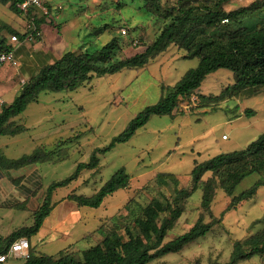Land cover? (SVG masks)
<instances>
[{
    "label": "rangeland",
    "instance_id": "1",
    "mask_svg": "<svg viewBox=\"0 0 264 264\" xmlns=\"http://www.w3.org/2000/svg\"><path fill=\"white\" fill-rule=\"evenodd\" d=\"M55 1L61 6L56 22L62 25L68 22L65 25L69 37H72L71 23L81 22V36L67 51H75L83 44L90 50H97L113 37H120L124 53L132 56L135 49L142 50L153 42L163 27V20L144 9L143 0H100L101 5H95L93 0ZM254 1L232 0L225 9L236 10ZM162 2L165 6L169 4L167 0ZM77 15L81 16L77 19ZM22 18L25 20L23 14L0 3V30L5 35H11L5 28L14 25L22 31L19 26ZM108 24L111 29L96 32ZM122 29L128 30V35H122ZM135 41L139 42L138 47L133 46ZM184 53L171 46L145 68L94 78L90 84L73 92H45L40 95L39 102L31 103L18 121L27 128L23 137L32 138L56 154L55 163L37 166L41 182L31 204L38 208L50 184L72 175L79 163L89 161L95 149L110 145L141 111L158 103L163 95L162 86L175 85L189 70L196 68L199 59L183 58ZM232 83V72L220 69L208 76L201 90L204 94H219ZM247 109L255 114L247 115ZM263 132L264 92L253 97L247 94L228 97L216 106L192 114L152 116L129 141L116 142L101 157L98 170H85L78 180L55 191V201L60 204L31 238V244L36 251L51 256L67 251L75 252L79 258L80 251L101 242L115 225H122L120 217L127 214L125 206L131 200L147 205L161 191L173 196V181H167V186L160 188L158 173L172 174L181 187H187L195 161L203 162L221 153L243 150ZM23 151L31 154V146ZM121 168L131 176L129 188L107 197L99 208L79 207L68 199L73 193L94 195ZM210 176L207 174L205 179ZM259 178L258 174L244 178L234 195L249 189ZM28 185L33 187L32 182ZM215 196L212 214L221 217L223 224L181 252L168 254L150 264L226 263L235 241L245 240L264 227V186L255 197L231 211H226L230 196L220 188ZM201 200L202 190L199 189L187 201L185 213L168 233L167 241L187 232L196 223L203 214ZM31 213L21 206H6L0 199V238L10 230L32 226ZM204 216L206 222L211 221L208 214ZM23 262L10 256L3 264ZM239 264H264V256Z\"/></svg>",
    "mask_w": 264,
    "mask_h": 264
},
{
    "label": "trees",
    "instance_id": "2",
    "mask_svg": "<svg viewBox=\"0 0 264 264\" xmlns=\"http://www.w3.org/2000/svg\"><path fill=\"white\" fill-rule=\"evenodd\" d=\"M21 1L0 0V3L10 4L13 12L22 14L17 8ZM143 1L146 11L163 20V27L153 42L132 56L124 53L120 37H113L97 50L81 47L66 52L53 65L43 68L38 75L25 82L13 103L2 108L0 136L14 137L27 131L25 125L16 119L31 103L39 102L42 93L73 92L90 84L94 78L115 75L127 69L145 68L171 46L183 50V58H198L197 67L189 70L175 85L162 86L163 95L158 103L141 111L110 145L95 149L89 161L79 163L72 175L50 184L43 201L33 213V225L18 228L8 237L0 238V256L7 254L20 239L26 238L31 242L58 204L53 198L55 191L78 180L85 170H98L101 157L116 142L129 141L152 116L192 114L199 109L216 106L228 97L240 94L253 97L264 92V0H256L232 11L225 9L232 0H167L169 4L166 6L162 0ZM44 20L45 17H38L36 26L39 28ZM111 28L108 24L96 32ZM5 29L11 36L16 35L20 39L25 36L10 27ZM138 45L139 42L135 41L133 46ZM2 51H11V48L0 30ZM220 69L232 72L233 83L219 94H204L202 84ZM193 97L197 99L195 103ZM246 114L254 115L255 112L247 109ZM55 157V152L48 151L44 145L19 159H9L0 151V169L5 172L20 171L33 165L55 163ZM207 174L211 176L205 179ZM252 174L259 175L257 182L234 195L237 186ZM156 178L160 188L166 187L167 181H173V196L161 191L147 205L131 200L125 206L127 214L120 217L122 225H115L101 242L80 251L79 258L75 252L62 251L56 257L41 253L30 243V256L23 260V264H150L168 254L181 252L223 224L221 217L212 214V203L218 188L231 197L226 209L231 211L255 197L260 187L264 186V132L243 150L221 153L203 162L195 161L187 187H181L169 173H158ZM130 182V174L121 168L94 195L73 193L68 199L79 207L99 208L107 197L128 189ZM13 183L17 185L20 180L14 179ZM199 189L202 190L203 214L187 232L167 241L168 233L185 213L187 201ZM205 213L210 216V222L205 221ZM256 256H264V227L245 240L235 241L228 262L210 264H239Z\"/></svg>",
    "mask_w": 264,
    "mask_h": 264
},
{
    "label": "crops",
    "instance_id": "3",
    "mask_svg": "<svg viewBox=\"0 0 264 264\" xmlns=\"http://www.w3.org/2000/svg\"><path fill=\"white\" fill-rule=\"evenodd\" d=\"M93 2L95 5H101L100 0H93ZM6 6H9L10 8V4H7ZM48 7L50 10V17L45 19L39 25L41 35L35 41L30 42L25 41L24 39L27 34L26 18L25 20L22 18L23 21L19 24V26L22 27V31L16 29V25L11 28L20 34L25 35L24 38L20 39L18 37L19 42H12V36L5 35L7 44L14 53L18 65L12 66L10 64H5L0 66V113L4 106H9L13 103L16 96L19 95L21 87L25 82L38 75L43 68L53 65L55 61L68 52L67 50L70 45L76 42V40H78L81 36V22L71 23L72 28H70L72 29V37H69V32L67 31L68 28L66 27L67 25H65L68 24V22L64 25L56 22V20L60 18L59 11L61 10V6L57 5L55 0H48ZM78 16L81 15H77V19ZM84 25L86 26V24H83V26ZM81 47L87 46L86 44H83L79 48ZM138 51L139 48L135 49L134 52ZM17 120L19 121L20 117L17 118L16 121ZM23 134L14 137L0 136V151H2L9 159H19L24 155H28L27 152L23 151V149L28 146H31L32 152L37 147L41 146L40 144L34 142L32 138H30L32 139L31 141L28 137H23ZM37 166L38 165H33L23 168L20 171L10 172H5L0 169V199L5 201L6 206H21L23 208H27L32 212L31 215L33 216L37 207L35 204H31V202L35 198L34 194L36 190L39 189V182H41ZM30 172L31 175H28ZM14 179H19L20 183L17 185L14 184ZM31 182L33 185L32 188L28 187V184ZM36 197V199H38V196ZM54 202H57L55 201V198ZM57 203L60 204L59 202ZM13 231L10 230L7 232L6 236L3 238L8 237ZM31 247L35 249L32 244Z\"/></svg>",
    "mask_w": 264,
    "mask_h": 264
},
{
    "label": "built area",
    "instance_id": "4",
    "mask_svg": "<svg viewBox=\"0 0 264 264\" xmlns=\"http://www.w3.org/2000/svg\"><path fill=\"white\" fill-rule=\"evenodd\" d=\"M17 8L26 18L27 34L24 38L25 41H35L41 35L40 29L36 26V19L38 17H45V19L50 17L48 0H22L17 4ZM121 34L124 36L128 35V30L122 29ZM11 41L19 42L18 36L13 35ZM5 64H10L12 66L18 65L12 51L0 52V66ZM192 101L195 103L197 99L193 97ZM10 256H13L16 259L27 260L30 256L29 240L23 238L14 243L7 254L0 256V264L6 263Z\"/></svg>",
    "mask_w": 264,
    "mask_h": 264
}]
</instances>
